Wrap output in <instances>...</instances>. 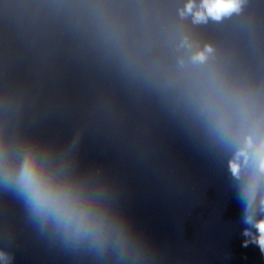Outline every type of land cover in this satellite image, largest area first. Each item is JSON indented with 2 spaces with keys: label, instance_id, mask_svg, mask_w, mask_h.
<instances>
[{
  "label": "clouds",
  "instance_id": "1",
  "mask_svg": "<svg viewBox=\"0 0 264 264\" xmlns=\"http://www.w3.org/2000/svg\"><path fill=\"white\" fill-rule=\"evenodd\" d=\"M241 3L242 0H201L199 9L194 11V0H188L180 14L192 15L194 23L203 22L208 17L220 20L222 16L239 11ZM188 46L191 47L190 44ZM212 52V47L205 45L191 56V60L193 63H204ZM249 163L252 170L246 181L248 204L254 211L264 212V194L260 192V184L264 180V131L258 135L244 134L240 146L228 161V167L233 176L239 177L242 167L248 166ZM14 178V186L26 196L34 215L42 225L51 223L71 240H92L101 243L104 241L103 222L81 207L65 188L46 177L31 153L24 157L15 170ZM5 183H8L7 174ZM252 221V215L245 217L246 223ZM253 226L257 234L253 236L245 229L243 235L251 237V240L245 239L242 246L247 247L249 243H254L261 253H264V218L256 220ZM0 259L7 262L10 258L0 252Z\"/></svg>",
  "mask_w": 264,
  "mask_h": 264
}]
</instances>
